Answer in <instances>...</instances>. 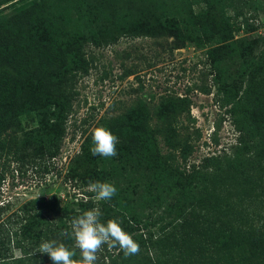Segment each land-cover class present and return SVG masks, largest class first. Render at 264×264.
I'll return each instance as SVG.
<instances>
[{
    "label": "rangeland",
    "instance_id": "1",
    "mask_svg": "<svg viewBox=\"0 0 264 264\" xmlns=\"http://www.w3.org/2000/svg\"><path fill=\"white\" fill-rule=\"evenodd\" d=\"M34 1L0 0L1 36L16 26L30 42L24 30L32 23L14 14ZM66 1L51 6L60 22L50 37L53 53L70 50L58 68L65 77L47 81L64 89L43 90L51 103L47 114L56 119L27 104L17 114L19 129L0 135L18 139L16 157L1 160L0 222L30 200L54 196L67 212H76L77 202L94 201L87 185L96 179L88 167L112 172L118 186L127 179L128 192L134 185L153 192L162 186L160 176L142 151L151 158L171 155L180 170H189L244 136L245 120L229 101L264 66V0H193L187 9L180 0ZM0 71L19 74L16 68ZM137 110L146 116L144 148L129 146L140 138ZM98 126L118 137L114 168L90 152V131ZM259 134L252 129L248 137L257 141ZM81 152L97 163L81 169Z\"/></svg>",
    "mask_w": 264,
    "mask_h": 264
},
{
    "label": "trees",
    "instance_id": "2",
    "mask_svg": "<svg viewBox=\"0 0 264 264\" xmlns=\"http://www.w3.org/2000/svg\"><path fill=\"white\" fill-rule=\"evenodd\" d=\"M64 1L68 2L34 1L14 14L16 19L32 23V30H24L30 42L16 26L8 36L0 35V69L19 71L13 78L0 71V135L7 129H19L17 114L27 104L41 117L56 119L53 112L47 114L51 103L46 102L48 94L43 90L51 85L56 91L64 89L59 82H47L54 74L65 77L58 68L65 66L64 55L70 50L53 53L50 38L60 22L56 7L51 6L61 7ZM192 1L179 3L187 9ZM254 72L256 76L241 95L229 101L246 125L241 132L244 136L228 151L204 158L199 167L189 170H180L171 155L151 158L142 151V159L160 176L162 186L153 192L136 185L128 192L127 179L118 186L112 172L88 167L86 172L96 181L113 184L116 194L110 200L77 202L76 212H67L68 205L60 206L54 196L49 201L30 200L20 205L0 222V255L8 253L0 264H53L47 254L38 252L41 242L55 240L72 249L74 241L61 232L70 233L72 218L93 208L102 213L101 222L114 220L140 246L137 255L126 258L119 248L104 245L95 264H264V66ZM136 113L140 138L132 139L129 146L144 148L146 116L142 110ZM252 129L260 132L257 141L248 137ZM17 142V137L0 140V170L1 160L16 157ZM116 149L117 155L108 158L111 168L120 160L117 145ZM77 159L85 170L84 165L93 164L96 158L81 152ZM75 251L73 259L79 260L80 252Z\"/></svg>",
    "mask_w": 264,
    "mask_h": 264
},
{
    "label": "clouds",
    "instance_id": "3",
    "mask_svg": "<svg viewBox=\"0 0 264 264\" xmlns=\"http://www.w3.org/2000/svg\"><path fill=\"white\" fill-rule=\"evenodd\" d=\"M90 136L92 141L90 152L93 156L110 158L117 155L118 137L109 129L103 126L94 127L90 131ZM87 190L95 193L96 201L110 200L117 192L113 184L100 181H90ZM101 215L99 208H93L72 218L71 232L69 233L67 230L61 232L62 236H70L74 241L72 249L63 243L51 240L41 242L38 252L47 254L53 264H95L97 252L104 245L110 248H119L126 258L137 255L140 246L132 236L114 220L101 222ZM76 249L80 252L79 260L73 259Z\"/></svg>",
    "mask_w": 264,
    "mask_h": 264
}]
</instances>
